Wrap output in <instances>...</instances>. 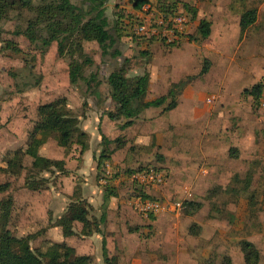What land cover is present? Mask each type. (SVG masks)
Here are the masks:
<instances>
[{
  "label": "rangeland",
  "instance_id": "374dc122",
  "mask_svg": "<svg viewBox=\"0 0 264 264\" xmlns=\"http://www.w3.org/2000/svg\"><path fill=\"white\" fill-rule=\"evenodd\" d=\"M135 1L105 0L103 8L109 30L117 39L105 53L95 41L85 40L79 32L69 36L63 56L57 54L56 42L44 49L30 44L22 35H15L16 32L23 33L28 23H34L33 30L39 38L48 36V25L68 30L70 20L67 16L45 11L38 18L36 8L54 6L56 0H33L31 9L14 0V7L0 18V166L4 165L3 157L7 152L23 147L30 140L32 126L39 120L40 106L62 107L68 111L76 121V135L85 133L84 140L88 145V155L84 158L76 139L63 149L52 136L46 138L41 153L53 161H64L66 173L51 168L47 173L31 175L43 181L40 190L35 192L28 189L29 193L23 188L30 158H24V171L17 179L0 172V183H11L10 189L0 194V200L8 195L14 200L9 224L11 232L16 236L39 233L30 245L33 250L43 249L48 244L45 231L51 228L46 223L47 217L53 221L71 202L80 199L84 191L94 194L112 189L128 203L131 193H138V186L129 178L138 169L153 167L162 171L166 179L163 185L144 190L147 195L151 199L173 202L182 197L183 188L188 186L192 206H186L178 216L162 212L150 219L127 205L134 216L144 221L141 233L136 236L140 246H134L135 241L131 238L126 239L123 250H127V254L121 252L110 264H245L243 248L247 243L253 253L251 261L254 262L257 254L254 264H264V112L250 97L249 101L238 103L237 111L220 118L222 127L231 126L229 134L222 129L216 135L211 134L210 127L201 129L190 120L193 122L190 125L185 122L182 127L172 125L176 136L183 137L173 145L166 130L167 125L171 126L170 118H167L158 127L144 124L143 133L151 137L149 143L155 144L154 147L146 146L138 151H135L136 147L131 148L130 159L118 154L114 155L113 161H109L113 146L102 144L100 136L115 135V130L124 121L123 118L111 121L106 115L116 110L107 84L108 75L116 69L122 68L130 82L148 73L150 92L146 99L166 95L168 91H172L177 99L191 83L207 74L200 75L205 60L212 59L215 68L219 69V56L223 52L236 61L241 56L254 55L249 59L250 67L262 64L264 50L259 47V53L252 54L255 43L262 45L260 39L255 37L254 44L243 42L239 50L235 49L233 39L240 15L251 9L257 11L258 20L253 28H249L253 30L251 35L256 32L260 35V30H264V0H146L145 5L158 14H161L158 5L175 4L187 11L190 27L182 39L172 45L130 32L131 25L127 22L130 24L141 12L134 8ZM70 2L87 9L90 0ZM200 20L209 21L212 26L210 38L202 42L194 40ZM222 20H226L224 32L221 31ZM10 42L20 52L7 49ZM86 58L91 63L83 66L81 74L88 82L79 80L75 85L70 84V68L75 63L84 64ZM258 80L264 84V76ZM214 94L208 93L205 99ZM210 107H216V102ZM215 119H211L212 122ZM137 128L142 130V125L130 131H138ZM148 129L150 133H147ZM213 135L221 143L210 141L208 144L211 145L207 146L212 148L216 144L217 148H222L213 156L226 162L225 174L222 173L225 167L221 166L222 170L217 171L218 167H211L202 158L200 149L205 144L204 139ZM37 137L41 138L43 134L39 132ZM234 144H238L237 147L232 146ZM240 151L250 156L240 158ZM102 154L104 158L101 159ZM116 160L118 164H114ZM99 161L102 165L97 172ZM124 163L131 164V168L125 167L131 170L129 173L123 172ZM201 166H210V172L200 174ZM246 172L248 175L243 177ZM246 182H249L247 189ZM56 198H60V202L53 204ZM95 206L96 209L92 207L89 211L92 222L98 210V204ZM148 225H151V232ZM80 229L81 226L76 224L77 238ZM136 259H140V263ZM89 260L90 264H104L103 259L98 261L94 256Z\"/></svg>",
  "mask_w": 264,
  "mask_h": 264
},
{
  "label": "trees",
  "instance_id": "16d2710c",
  "mask_svg": "<svg viewBox=\"0 0 264 264\" xmlns=\"http://www.w3.org/2000/svg\"><path fill=\"white\" fill-rule=\"evenodd\" d=\"M20 4L31 9L33 7V0H18ZM105 0H90L87 9H83L71 4L70 0H56L54 6L44 5L36 8L38 10V18L41 17L45 11H53L54 14L67 16L70 20V28L68 30H61L52 25H48V36L45 38H39L34 32V23H28L27 29L23 33L16 32L15 35H22L26 40L37 47L40 45L42 48H48L51 43L56 42L57 54L63 56L65 53V44L68 41L70 35L75 32L82 34L85 40L95 41L103 53L107 52V49L113 47L116 43V38L109 30L108 19L105 16L103 4ZM147 4L146 0H136L134 8L140 10L142 6ZM14 7V0H0V18L6 16L10 8ZM163 15L174 14L182 11L175 6L171 5H158L157 7ZM186 8V7H185ZM187 13V11L185 12ZM194 14V13H193ZM86 18H88L86 20ZM193 17H191L192 19ZM86 20V21H85ZM257 21V11L255 9L243 12L239 18L240 35H243L250 27L254 26ZM194 40L205 41L209 38L211 33V23L206 20H200L195 31ZM39 43V44H38ZM7 49L13 52H20L18 47H14V43H7ZM90 59L86 58L84 64L75 63L72 65L69 71V82L75 85L79 80L86 81L82 76L83 66L90 64ZM210 62L204 61L203 68L200 75L207 73ZM149 74L144 73L130 82L125 77L122 68L116 69L107 77V84L111 92V100L115 105V112L109 111L106 113L108 119L111 121L123 118L124 121L120 128H126L132 125L133 121L145 110L149 108H163L164 112L173 110L176 107V96L172 91H168L166 95L157 97L151 101H146V95L149 85ZM88 82V80L86 81ZM264 90V84L262 82L253 85L249 90L245 91L246 95L252 97L255 105L259 104V98ZM39 120L34 123L33 129L30 132V140L23 148H19L12 152H7L3 157V166H0V172L6 177L17 179L24 171L23 160L25 157L32 159L30 167L25 171L24 186L35 192L40 190L43 185V181L31 176L33 174L47 173L51 168H57L61 174L66 173L64 161H53L43 154H41L40 148L45 144L46 138L53 137L59 147L66 149L74 140L80 144L79 152L83 154L88 150V145L85 142V133H79L76 135V121L71 115L62 107L54 106H40L38 108ZM42 133L43 137L38 138L37 133ZM102 144L110 146L112 143L119 146L122 144L120 138L113 141L108 140L103 134H100ZM112 151L110 152V155ZM100 158H104L103 154ZM110 159V156H109ZM101 161L97 162V172L101 166ZM159 169L153 167H145L138 169L141 170ZM131 170L124 171L129 173ZM134 174V173H133ZM11 187V183L6 181L0 183V193L7 192ZM249 187V182H246L245 188ZM138 193L133 191L132 197H141L143 199H151L149 195L144 191L146 189L137 187ZM116 196V193L112 189L104 190L105 201L111 197ZM155 200V199H153ZM158 200V199H157ZM14 205V200L11 195L0 200V264H90L89 257H80L76 255L75 249L66 245L65 243H56L47 241L48 244L43 249L33 250L31 242L36 238L39 233L29 234L24 237H15L9 229L11 221V213ZM186 206L191 207L192 203L189 202ZM105 208V206H104ZM91 206L85 200L76 199L71 202L65 213L54 223V226L61 229L62 236L64 238L72 237L75 235L74 225L80 224L83 227V234L85 236L92 235L93 233L103 235L104 224L106 222L105 210L102 212L99 219L90 221L89 211ZM153 219L152 216H149ZM92 222V223H91ZM151 225L147 228L150 229ZM93 227V229H92ZM131 231V229H130ZM104 236V235H103ZM245 252V264H254L257 259L255 254L254 262L251 261L250 245L247 243L243 248ZM116 256H109L106 248L105 241H102V259L104 264H110Z\"/></svg>",
  "mask_w": 264,
  "mask_h": 264
},
{
  "label": "crops",
  "instance_id": "0c3cea01",
  "mask_svg": "<svg viewBox=\"0 0 264 264\" xmlns=\"http://www.w3.org/2000/svg\"><path fill=\"white\" fill-rule=\"evenodd\" d=\"M225 22L226 20H222V23H221L222 32H224L226 29V26L224 25ZM236 26H237V31H235V36L233 39V41L236 43L234 45L236 46L235 47L236 50L240 49V46H242L243 42H246L248 44L249 43L254 44L256 42L255 37L260 39V41H262L261 42L262 45L259 43L257 45V43H255L252 54H255V53L258 54L259 51L257 48L259 47L264 50V30L262 29L260 30L261 31L260 35L258 34V32H256L255 35H251L252 34L251 31L253 30L248 29L243 35H240L239 20ZM250 28H253V26ZM211 33H212V26H211ZM211 33H210V36H211ZM249 36H253V38ZM240 39H241V42H239ZM240 54H244V52ZM252 56L251 57L241 56L239 57V60L236 61L234 57L228 58L227 54L223 52L219 56L220 61L218 62V64L219 65L221 64L219 69L215 68L216 64L212 59L210 60L208 59L210 62V66H209V70L207 74L204 75L202 79H197L193 83H191L189 87L183 91V93L178 94V97L176 99V107L173 110L164 112L162 107L145 109L133 121L132 125L126 128L119 127L117 130H115V135L111 137H108V136L106 137L108 140H111V141L117 138H120L122 141V144H120L119 146H117L114 143L111 144L113 148L111 149L112 154L110 155L109 161H113L114 155L117 156L118 154H124L123 156L124 158L125 157L129 158L130 155L132 154L131 148L136 147L135 151H138V149L145 148L146 146L154 147L155 144L149 143L148 138H151V137H149L148 134L143 133L144 124H148L149 127H153V126L158 127V126H161L163 122H166L167 118H170L171 126L167 125L166 130H168V134H170V143H173V145L177 139H183V137L176 136L175 132L172 130L173 129L172 125L177 124V127H182L184 122L187 125H190V122L192 120H194L195 124H197L196 126H199V127L201 126V129H203L205 126L210 127V129H212L210 131L211 134H215V135L218 134L219 129H222L223 132L229 134V130H231V126L225 125L224 127H222L221 125L222 122L220 118H222L223 116L225 117V115L227 114H231L233 111H237L239 102L242 103L245 101H249L250 100L249 97L252 99L251 96L245 94V91L249 90L253 85L260 83L261 81H259L258 79L264 76V59H262L263 60L262 64H252V67H250L249 59L252 58ZM229 68H231V70ZM215 70L218 73H216ZM149 85H150V80H149ZM149 85H148L147 94L150 92ZM208 93H215L214 95H211L210 97L214 96L217 98L215 101L216 107H210V106H213L215 103L212 105H209L206 102V100L210 98L208 97L205 99V96H207ZM153 99L155 98L152 97V98L146 99V101H151ZM231 101H233V103ZM244 105H246V103H244ZM217 116H218V119H217ZM214 117L216 118L215 119L216 121L212 122L211 119H213ZM179 118H182V119L179 120ZM210 123L211 125H209ZM213 124L214 126H216V128L214 129H213ZM141 125H142V130L137 128L136 130L138 131H133V132L130 131V130H133V128L139 127ZM32 129H33V126H32ZM244 132H245V129H244ZM147 133H150V129H148ZM215 135L205 138L204 139L205 144L201 146V149L199 147H196V151H199L200 149L202 158L211 167H214V166L218 167L217 171L222 170L221 166L225 167L223 169L224 171L222 172L223 174H225L226 162L225 161L221 162L218 156H215V157L213 156L214 154H216L217 151H219L222 148L220 146L219 148H217L216 144L212 145V148L207 146V145H211V144H208L210 141L220 142L219 138H217ZM253 141L251 145L252 147L254 146ZM28 142L29 140L23 145V147H25V145ZM235 144L232 146L237 147L238 144L237 145ZM156 147L159 148L160 145H156ZM83 155H84L83 157L85 158L88 155V150L84 152ZM228 156H230V149L227 152V157ZM243 156H245L244 158H248L246 156H250V155L249 154L243 155V152L240 151V158H242ZM27 158H30V157H27ZM250 160L252 161V159H249V162ZM116 163L118 164V160H116L114 164ZM128 165L129 166H127L126 163L122 165L124 167L123 172L127 171L128 170L127 168H131L130 167L131 164H128ZM210 166H201V168L199 169L200 174L207 175L211 170ZM228 171L230 172L231 170H228ZM246 175H248V172L244 173L243 177H246ZM23 185H24V178H23ZM23 188H25L24 190L28 191V189L25 186H23ZM93 196H96L97 198H94ZM103 199H104V193L96 192L92 194V192L90 193V191H89V194H86L84 191L82 196L80 197V200H85L89 206L94 207L95 209H96L95 205L98 204V208H97L98 210H96L95 211L96 213H94L95 214L94 219L95 218L99 219L102 212L105 210L106 222L104 224V228H102L104 232L103 234L104 236L100 234H96V233H93L92 235H89V236H85L83 234V227L79 224L81 226L79 238H77L76 235L72 237L64 238L62 236L61 229L59 227L54 226V223L65 213L64 212L60 216L58 217L56 216L53 221H51V219L47 217L46 223L51 228L45 231V236H44L45 240L50 241V242H56V243H65L66 245L75 249L76 255H79L80 257H89L90 259L94 256L95 259H97L98 261L102 260V241L103 240L105 241V248L109 256L115 255L118 257L121 254V252H124V254H127V250H123V248L127 245L125 241L126 239L131 238L133 241H135L134 246H137V245L140 246L139 240L137 239L136 236L141 233L144 221L134 216L133 213L130 211L129 206L132 207L131 201L126 203L127 201L123 200L122 196L117 195V193H116V196L107 199L105 201V205H103ZM57 202H60V198L58 199L56 198L53 200V204ZM76 224L78 225V223H75L74 225V232H75ZM14 236L21 238L26 235L16 236L14 234ZM98 253H100L99 257L97 256ZM128 258H133V256H129ZM128 260L130 261V259ZM140 261H141L140 259H136V262L140 263Z\"/></svg>",
  "mask_w": 264,
  "mask_h": 264
},
{
  "label": "built area",
  "instance_id": "2783aa9c",
  "mask_svg": "<svg viewBox=\"0 0 264 264\" xmlns=\"http://www.w3.org/2000/svg\"><path fill=\"white\" fill-rule=\"evenodd\" d=\"M140 13L135 15V19L127 25L130 26V32L136 36L146 39L161 41L166 45H172L179 42L190 27V20L187 13L179 11L174 14L162 15L155 13L149 5H144ZM212 96L206 100L209 105L216 101ZM258 108L264 112V90L259 98ZM166 176L162 171L154 169L138 171L130 177L131 183L144 189L161 186L165 183ZM191 193L188 186L182 190V197L173 202H165L153 199H143L141 197H132L131 205L142 217L156 216L162 212L179 215L190 202Z\"/></svg>",
  "mask_w": 264,
  "mask_h": 264
},
{
  "label": "water",
  "instance_id": "95a60500",
  "mask_svg": "<svg viewBox=\"0 0 264 264\" xmlns=\"http://www.w3.org/2000/svg\"><path fill=\"white\" fill-rule=\"evenodd\" d=\"M185 84H186V83H185ZM181 89H182V87L179 88V90H181Z\"/></svg>",
  "mask_w": 264,
  "mask_h": 264
}]
</instances>
